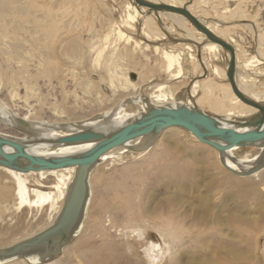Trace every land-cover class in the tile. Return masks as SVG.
I'll list each match as a JSON object with an SVG mask.
<instances>
[{"label":"bare ground","instance_id":"6f19581e","mask_svg":"<svg viewBox=\"0 0 264 264\" xmlns=\"http://www.w3.org/2000/svg\"><path fill=\"white\" fill-rule=\"evenodd\" d=\"M147 1L151 3H162L178 8H181L184 4H188L186 9L191 15H193L191 11L194 8H192L193 0ZM234 1L238 2L240 0H227L226 3L233 4L232 2ZM260 1L262 2L257 6L255 13L260 12L264 14V0ZM62 2L63 0H0V138L9 139L19 143L22 145L24 151L30 155L42 158H53L78 155L84 153L92 146V143L57 146L55 141L59 138L86 130L111 134L121 126L136 120L151 109L165 106H190L191 99L199 110L202 111V106H206L208 111L214 114H211L206 110H203L202 112L215 116L220 121L235 122L239 119L248 118L256 113L255 109L246 106L234 96L228 82L227 85H225L226 93L223 95V99H215L212 97L213 92L218 91V85L217 83L211 82L209 78L211 76L219 79L226 78V68L224 66L221 70L216 65H211V63L217 59V56L220 55L222 49L216 44L207 42L205 37L196 31L185 19L176 15L158 13L157 16L159 21H162L163 18H167L175 29H179L180 34L176 35L175 38L173 37V39L177 41L176 43H178V45L182 44L181 51H178L179 49H171L169 51L166 49H160L157 45L153 46L151 53L158 55L160 59L158 63L157 61H154V65L157 63L159 66L158 73H164L173 83L179 81L183 77L184 57L189 61V64H191L192 71L195 73V78L203 76L202 80H193L190 87L187 88L188 96L186 95V98H184L186 100L185 102L178 99L169 87L159 86L150 96H144L141 94L137 96H128L125 99L119 100L115 109H110L100 115L79 121L80 123H77L78 121H75L74 123H70L71 121H69V123L65 124L59 122L50 123L48 122L49 119L48 121L43 122V120L38 117V112H36L37 109L34 110V107L32 106L33 104L30 106L27 101H31L32 99L35 101L34 98L30 100L28 99L29 95L33 93L32 91L35 88H32V82L34 80L42 77H45V79L53 78V76L60 74L63 70L58 65L57 57H60L62 61L67 60L68 64L70 62L81 64L87 58L85 45L90 44L87 46V52L90 55L89 67L91 70L99 71L103 67H106L105 77H101L106 79V83L108 81L109 88L116 91H127L128 88L135 89L138 80L151 81V77L143 73H137L133 80L129 78L131 70L137 66H143L149 69L150 62L148 63V61L150 60L146 53L150 51L148 44L142 47L143 43L141 44V41H136L129 35H126L123 28L133 31L134 25L138 24L144 40H149L151 42L164 39L167 34L175 32L173 27H167L164 25V34L157 32L159 31V28L156 30L154 27V20L151 18L152 13L148 14L147 9L143 7L137 8L132 0H127V3L123 8V14L119 19V23L116 22L114 25L110 26L108 31H105L106 33L101 36H98L95 32L96 30L94 31L92 29H88L89 31L83 30L86 34L83 36L84 33L81 30H74L76 27L78 29L77 25L79 23L77 24L75 22L77 25L73 23V27L68 26L72 21L71 23H68L65 19V16L68 17L69 14L66 10L67 8L65 9L62 5ZM194 5L195 4H193V6ZM233 5L228 6L227 10H225L228 14V19L231 21L228 22V26L225 25L226 28L224 29L209 24L201 17L193 16H195V18H197V20L215 36L225 42H227L224 38L228 35V29H236V27L246 28L249 30V33L253 35V41L256 40V45L259 48H257V52H259L260 49L263 50L264 31L263 33H259L257 23H234L244 22L243 19L240 18L243 17V14L245 13L239 4L237 5L236 3V6ZM216 23L219 25L223 24L224 21L218 20ZM84 39L85 41H83ZM96 40H100V46L99 44L98 46L96 45ZM185 40L191 42L189 43L191 45L183 43ZM86 41L87 43H85ZM197 45L199 47V58H196L195 50L193 49L195 46L197 47ZM236 51H234V81L236 87L247 98L264 104V89L259 90L258 86L255 85L256 80L250 77V73H245L246 71H252L258 66L263 65L262 61L264 62V60L262 59L264 57L261 59V56H259L260 53H258L257 56L252 55L245 57L244 60L240 61L238 51L237 53ZM201 53L208 54L209 58H203ZM223 58L225 62H227L228 54L224 53ZM14 65H16L17 69L14 68ZM241 67L245 72L240 71ZM199 69L201 72H199ZM260 70L251 74L255 77L264 76V72ZM30 71H33V74L30 73ZM66 73L71 77L77 76L74 69ZM146 73L153 74L150 69L146 71ZM78 77L79 76H77V78ZM89 79L88 76L83 75L82 81L85 82L84 87L86 90L91 84ZM17 80H19V83ZM44 81L48 80H43V83ZM43 83L41 82L42 85ZM78 84L79 83H77V85ZM21 87L25 91V98L20 97L18 94V90ZM96 88L97 86L95 89ZM136 89L138 90V88ZM197 94H200L201 97L197 96ZM2 96H4L3 98H6L5 96L9 98V102H11L12 105L11 107L9 105L8 107L7 104L3 102L4 99L2 100ZM43 98L47 99L48 97H42L41 99ZM19 100H23L26 107L25 109H27L25 115L20 117L18 111L22 107H19L16 102ZM44 102L46 101L43 100V103ZM15 103H17L18 106ZM37 104L39 105V102H37ZM41 105L42 104L39 106ZM61 105L63 104L57 106L61 107ZM129 105H135L137 108L135 110H127ZM49 108L46 109L48 110ZM41 109L43 108L41 107ZM60 115H62V113ZM174 129L177 130V132L180 130L179 128ZM13 132H21L24 133V135L19 138ZM187 135L193 140L192 142L199 143L189 132H187ZM160 137H162L161 142ZM170 140L169 137L164 136L162 131L157 136L148 135L136 138L127 142L122 147L112 149L102 155L89 168L85 198L76 221L73 223L71 229L65 234L66 238L63 239L64 237L61 235H55L49 245H47L46 242H42L31 247L17 249L19 245L31 242L35 237L41 234L43 230L50 227L58 220L62 208L69 198L70 190L72 189L77 175V167L52 171H31L26 173L16 171L12 168L0 167V264H48L49 261L56 262L61 258L62 252L66 246L71 244L73 238L79 236L86 228L90 230V236L96 237L98 235L99 242L89 245L91 247L87 248L85 259L80 264H128L127 259L130 257L129 255L132 254H129L128 252V256H125L124 254L122 255L119 245L110 244L107 240L108 236L105 237V233L107 232L106 228L100 226L97 227L96 224H93L92 215L95 208L93 191H95L94 198H107L108 203L106 207L110 214L116 210L120 214L114 216L119 217L125 223H127L128 220L131 221L129 223H132L133 227L129 229L128 235H132L131 237L137 241V245L140 248H143L142 244L143 242H146L145 234L148 229H155L156 232H159L160 236H162V234L163 236H168V241L162 239V244L152 241L146 242L144 253L148 264H163L167 255L170 260L176 259L174 260V264H177V262L178 264L181 263L184 253H189L188 261L195 259L194 256H201V254L198 256L196 255L197 250L195 249H189L187 251L182 250V248L179 250L176 249L179 239L183 237V232H187V230L190 229L179 219L175 218V221L173 222L167 220L158 212H154L152 219H149L143 215L144 212H136L134 216H131L127 211L129 200L131 198V190H134V195L138 199L140 197L139 190H145L142 184L143 177L147 175L146 169H140L139 167H123L120 172L118 171L119 173L106 171L110 166L117 164L119 161L126 158H138L148 152L154 154L158 153L162 158L161 161H157V163L151 168L152 174L154 175V183L160 181L165 182L164 186L169 190H163L164 192L172 194L173 197L184 195L198 204V208L203 211V214L199 219L200 222L196 221L197 227L206 226L208 224H211L214 227V230L216 231L215 234L218 235V238L214 240L218 241V247H215L213 250L209 248L208 246L210 245V242L204 237L206 239L205 241L200 240L202 250L204 249L211 256V253L215 254L214 251L216 249L223 248L221 252L218 251L220 256L218 255L215 260H219L222 253L226 252V257L228 256L229 258L226 260L230 262H218V264H239L243 261L241 254L240 252H236L233 255L236 245H228L233 246L232 248L225 247L226 242L223 240L224 238H222L223 230L221 228L224 226L225 228H228V230L231 229L232 233L235 235L234 237L240 236L239 234L242 230L245 231L246 229H249L251 232L248 235V239H250L251 242L254 240L252 234L254 233L255 236H257L256 232L260 233V228L261 230L264 228V225H262L264 221V192L263 190H257L258 186L264 187V142L252 146L231 148L221 154H218L215 151L217 153L216 158L221 166L220 168H223L225 171H228L237 177L249 178L246 182L242 181L244 182V185L246 184L247 187L249 186L251 188L246 190L245 198L253 202L255 201L253 211L260 216L256 217L257 220H255V222L248 223L247 225L238 220H230L232 226L229 225L227 227L225 224L221 225L220 223L224 221L220 211L225 203L220 205L214 216L209 214V207L213 204L214 200L212 199L215 194L210 192L200 194L201 190H199L198 184L195 181L196 178L191 163L187 162L185 159L183 160V157H180L177 153H172L174 148L172 147L171 149L170 147L176 145L170 144L171 146H169V142L171 143ZM239 151L252 153L239 158L237 156V152ZM3 152L10 154L13 151L10 148L4 147ZM193 152H195V150L191 151V155ZM186 158L190 159L188 156ZM201 159L198 161L203 162ZM23 163L24 161L20 159L15 162V164L19 165H22ZM223 183L224 182H222V184ZM231 183V186L240 185V183L236 181ZM154 189L155 188L151 189L152 191L147 193L148 196L145 199L151 200L157 198L161 193L164 194L163 192ZM190 190L193 191L192 194H190ZM113 193L119 197L118 200L117 196H113ZM217 199H215V201H217ZM261 199L263 201H261ZM165 203L168 204L169 202ZM238 209L237 211L239 212L241 209ZM245 212L247 213V211ZM262 212L263 215H261ZM39 214H42L40 220L37 218ZM44 218L50 221V225L39 230V232L34 231L35 226L31 223L37 219L41 221ZM163 218L169 222H173L175 227L171 228V226H169L167 228H162L164 225L158 224L155 220ZM248 219L252 220L251 218ZM109 223L110 228H112V223L110 221ZM25 226L32 228L30 235L27 238L19 239L17 242H9L7 244L3 242L7 240H4V238H10L17 233L18 229H22ZM200 234L201 233H197L196 237H199ZM210 238H212V236H210ZM173 240H175V242L171 243L170 241ZM107 245H114L116 247L115 252H109L106 248ZM250 246L253 250L252 244H250ZM173 248L176 249L175 252H172V250H174ZM57 249L58 251H56ZM128 250L131 251L134 256L137 255H135V252L129 247ZM134 256H131V258L133 259ZM124 258L125 260H123Z\"/></svg>","mask_w":264,"mask_h":264},{"label":"rangeland","instance_id":"374dc122","mask_svg":"<svg viewBox=\"0 0 264 264\" xmlns=\"http://www.w3.org/2000/svg\"><path fill=\"white\" fill-rule=\"evenodd\" d=\"M226 1L227 0H193V4L195 5L193 6L192 4V8L193 7L194 8L191 11L193 15H195L196 17H201L204 20H206L209 24L217 28L224 29L226 28L225 25L228 26L229 25L228 22L231 21L228 19V14L227 12H225V10H227V7L232 6L235 2L234 5L236 6V3L237 5L239 4V6H241L245 14H243V17L240 18V19H243L244 22H234V23H241V24L250 23V22H252L253 24L257 23V26L259 27L258 29L259 33H263L264 14L260 12L259 13L257 12L258 14L255 13L257 10V6L262 1L260 0H240L238 2L237 1L232 2L233 4L231 3L228 4L226 3ZM126 3H127V0H63L62 5L65 7V9L67 8L66 10L68 11V14H69L68 17L65 16V19L67 20L68 23L69 22L71 23L72 21V23L69 24L68 26L73 27V25L76 22L77 24L79 23L78 25L75 24L78 26V29L76 27L74 28V30H77V31L81 30L84 33V31H89L92 29L94 31L96 30L95 32L97 33L98 36H101L108 31L110 26L114 25L116 22L119 23V19L123 14V8ZM151 18L154 20V27L156 28V30L159 28L158 29L159 31L157 32H161L164 34L163 32L164 26L173 27L175 32L172 34H167L165 36L166 38L164 37V39H159L158 41L151 42L149 40H144V38L141 35L138 24L134 25L133 31H130L127 28H123L126 35H129L136 41H139V42L141 41V44L143 43L142 47L148 44L150 52H147L146 55L147 57H149V60H150L148 61V63L150 62L149 69L153 73V74H147L146 71L149 70L147 67L137 66L136 68L131 70V74L129 75V78L133 80L137 73L139 74L143 73L151 77L150 82L146 80L144 81L138 80L136 82L138 86V87L136 86V88H138V90L136 88L135 89L128 88L127 91L126 90L125 91L124 90L123 91L112 90L108 86V81L106 83V79L102 78V77H105L107 68L103 67L102 68L103 70L100 69L99 71H93L89 67L90 55L87 52L88 50L87 46H89L90 44H87L85 45V51L87 54V58L85 59V61L86 62L88 61L87 63L84 61L81 64L76 63V62L75 63L70 62L71 64L70 63L68 64L67 60L62 61L60 57H57L58 65L65 71L62 70L60 74L53 76V78H50L51 80L47 78L45 79V77L44 78L42 77L43 79L37 78L36 80L32 82V85H33L32 88L35 87L36 89L34 88L35 91L33 89L32 91L33 93L31 92L32 94L30 95L28 94L29 97L28 96L27 97L29 100L34 98L35 101L32 99L31 101H27V102L29 103L30 106L31 104H33L32 106L34 107L33 108L34 110L37 109L36 112H38V115H39L38 117L42 119L43 122H46L49 119L48 122L50 123L59 122L61 124H65V123H69V121H71L70 123H74L75 121H78L77 123H80L79 121H83L85 119H89L91 117L100 115L103 112H106L110 109L111 110L115 109L117 107L116 105L117 102L121 99H125L128 96H131V95L137 96L139 94L144 95V96H150L151 93H153L159 86L169 87L178 99H180L182 102H185L186 100L184 98H186V95L188 96L187 88L190 87V84L193 82V80H202L203 76L200 78H195V73L192 71L193 69L191 68V64H189V61L184 57H183L184 59L183 60L184 62L183 77L179 81H176L175 83H173L169 80V77L167 75H165L164 73L163 74L158 73L159 66L157 63L160 61V59L158 55L151 53L153 46L157 45L160 49H166L169 51L171 49L172 50L179 49L178 51H181L180 49L182 48L181 47L182 44L178 45V43H176L177 41L173 39V37L175 38L176 35L180 34V31L179 29H175V27L170 23L169 19L163 18L162 21L158 22L154 14H151ZM218 20L224 21V23L218 25L216 23V21ZM228 30L229 31L227 32L228 33L227 37L229 36L230 38L225 37L224 39L227 41V43H229L232 46L234 51H236L237 49L240 61L244 60L245 57H249L252 55L257 56L258 53H260L259 56H261L260 57L261 59L264 57L263 56L264 49L263 50L260 49L259 52H257L258 47L256 45V40L253 41L254 37L253 35H251V33H249V30H247L246 28H239V27L238 28L236 27V29L231 28ZM85 35L86 34L84 33L83 36ZM85 39L83 41H85ZM183 42L186 44H189L188 43L189 41L187 40ZM85 43H87V41ZM95 43L97 46L98 44L99 46L101 45L100 40H96ZM195 47L193 49L195 50V54L197 58V54L199 55V53L197 52V47L196 48ZM201 56H203V58L205 59L209 58V55L206 53H201ZM223 57H224V52L222 51L220 55L217 56V59H215V61L211 63V65H216L221 70L223 69V66L226 68L225 64L227 62H225ZM262 60H264V58ZM154 61H157L155 65H154ZM151 62L153 63V65ZM197 63L199 64L198 60H197ZM262 63L263 65H260L257 68L249 72L248 71L245 72V70L242 67L240 68L241 72H245L247 74L250 73L249 74L250 77L256 80L255 85L258 86L259 90L264 89V78H260L264 76L255 77L251 73H254L255 71H259L260 69H261L260 71L264 72V62L262 61ZM14 68L17 69L16 65H14ZM72 69H74V72L76 71L77 76H79L78 78L77 76L71 77L70 75L66 73V72H70V70ZM199 72H201L200 69H199ZM30 73L33 74V71L32 72L30 71ZM83 75L88 76L90 78L89 81H91V84L89 86L91 88L88 87L89 89L87 88V90L84 87L85 82L82 81ZM209 79L211 82L217 83L218 85V91H214L212 97L215 99L217 98L223 99L222 97L226 93L225 85H227V79L226 78L219 79V78L212 77V76ZM43 80H48V81H44L43 83ZM63 81H65L66 83ZM17 82L19 83V80H17ZM41 82L43 83V85L41 84ZM77 83L79 84L77 85ZM96 86L99 90L97 88L95 89ZM18 94L20 95V97L25 98L24 97L25 91L22 87L19 88ZM197 96L201 97L200 94H197ZM3 97L4 96H2V100L4 99L3 102H5L7 106L9 105L11 107L12 105H11V102H9V98L7 96H5L6 98H3ZM42 97H45V98L48 97V98L41 99ZM43 100L46 102L43 103ZM16 102L18 103L19 107H22L20 108L22 112L20 110L18 111L19 117L24 116L25 113L27 112L26 111L27 109H25L26 107L23 103V100L22 101L19 100ZM37 102H39V105L40 104L42 105L39 106ZM55 102H57L58 104ZM17 103L15 104L17 105ZM34 103L38 105L39 108ZM60 104H63V105L59 107ZM41 107L43 109H41ZM46 108H49V109L47 110ZM136 108L137 107L135 105L134 106L129 105L127 110H135ZM60 109L62 110V112ZM203 110L208 111V108L203 105L202 111ZM61 113L62 115H60ZM209 113L214 114L212 112H209ZM53 114H57V115H53ZM7 132H10V131H7ZM163 133L165 137H169L171 139L170 140L171 143L169 142V146H171L170 144L176 145V146L170 147L171 149L172 147L174 148L172 153L174 152L177 153L180 157H183V160L185 159L187 162L191 163L192 170L196 178L195 181L198 184L199 190H201L200 194H204L205 192H210V193L215 194V196L213 194L214 196V198L212 199L214 200L213 204L212 206L209 207L210 208L209 214L214 216L216 214V210L220 207V205L225 203L224 207H222L220 211V214L222 218L224 219L223 222H220L221 225L225 224V226L228 227L229 225H231L230 220L232 221L238 220L239 222L241 221V223H245V225H247L248 223L255 222V220H257L256 217H260L257 213L255 214L253 211V206L255 205V201L253 202L245 198L246 190L247 189L249 190L251 188L249 186L247 187V185L246 184L244 185L243 183L249 180V178L237 177L231 174L230 172L225 171L223 168H220L221 166L219 165V162L216 158L217 153L215 152V150H213L212 148L204 144L200 143L199 145V143L192 142L193 140L187 135V132L181 129L178 130L177 132V130H175L174 128H169L163 131ZM14 134L18 136L19 138H21L24 135V133H21V132L20 133L15 132ZM162 137H160V142H161ZM192 150H195V152H193L191 155ZM250 153L252 152L239 151L237 152V156L239 158H242L244 157V155H249ZM158 155H159L158 153L154 154V153L148 152L138 158H126L122 161H119L117 164L110 166L106 170V171H111L113 173L114 172L119 173L123 167H126V168L139 167L140 169L144 168L147 170V175L143 177V184H142L145 190H139V193H140L139 199L134 195V190H131V198L129 200L127 211L131 214V216H134L136 212H144L143 215L145 217H148L149 219H152L154 212H158V213H161L164 216V218H166L167 220L174 222L175 218H177L186 227H189L190 229H188L187 232H183V237L179 239V243L176 249L179 250L180 248H182V250L184 251H187L189 249H195L197 250L196 255L198 256L201 254V256L199 257L194 256L195 259L188 261L189 253H184L183 259L180 264H218V262H230L226 260V259H229L228 256L226 257L227 255L226 252L222 253V256L219 260H215V258L218 255L220 256L218 251L221 252L223 248L216 249L214 251L215 254L211 253V256L204 249L202 250V247L200 245V240L205 241L207 239V241L210 242V245L208 247L211 248L212 250L215 247H218V241L214 240L218 238V235L215 234L216 231L214 230V227L211 224H208L206 226H201V227L196 226V221L200 222L199 219L203 214V211L199 210L198 204L184 195L173 197L172 194L164 192L163 190H169L165 188L164 186L165 182L160 181L158 183H154V175L152 174L151 168L155 163H157V161L162 160L161 156L160 155L158 156ZM187 156L191 160L186 158ZM200 159L203 162H199L198 160ZM235 181L240 183V185L231 186L230 183L235 182ZM222 182L224 183L222 184ZM153 188H155L154 190H159L160 192H163L164 194L161 193V195H159L157 198H153L151 200L145 199L148 196L147 193L151 192L152 191L151 189ZM257 190H263L264 192V187L258 186ZM189 192L190 194L193 193L192 190H190ZM93 194L95 197V191H93ZM113 196L116 197L117 195L113 193ZM94 197H93V200H94L95 208L93 210V215H92L93 224H96L97 227L100 226V227L106 228L107 232L106 233L104 232L105 237L108 236L107 240L109 241L110 244L119 245L122 255L124 254L125 256H128V252L129 254H132V255H129L130 257L127 259L128 264H136V263L137 264H148L146 261V255L144 253V250H145L144 247L146 246L147 241L158 242L159 244H162V239L168 241L167 240L169 239L168 236H163V234L162 236H160L159 232H156L155 229H148V230L146 229L147 230L145 234L146 242H143L142 244L143 248H140L137 245V241H135L131 237L132 235H128L129 229L133 227V224L129 223L131 221L128 220V222L125 223L119 217L114 216V215L120 214L116 210L110 214L106 207L108 203L107 198H104V197L94 198ZM118 199L119 197L117 196V200ZM215 199H217V201H215ZM261 201L263 200L261 199ZM165 202H169V203L166 204ZM239 204L242 205L243 207L240 206ZM237 206L241 210H239ZM102 208L104 211L102 210ZM237 209L239 210V212L237 211ZM245 211H247V213ZM41 215L39 214V216L37 217L39 220L41 219ZM261 215H263V212L261 213ZM247 217L251 218L253 221L249 220ZM164 218L158 219L155 221L158 224L164 225L162 228H167L169 226H171V228L175 227L173 222H169L165 220ZM38 219L31 223L32 225L35 226L34 231L39 232V230L46 228L50 225V221H48L46 218L42 219L41 221H39ZM109 221L112 223V228H110ZM37 223H40V224H37ZM262 225H264V221ZM31 229L32 228L30 227L28 228V226H25L22 229H18L19 231L17 230V233H15V235H12L10 238L9 237L4 238V240L6 239L7 240L3 242L7 244L9 242H17L19 239H23V238L25 239L30 235ZM221 229L223 230L222 238H224L223 240L226 242L225 247L232 248L234 245H236L235 252L233 253V255L236 252H240L241 258L243 261H241L239 264H264V228H262V230L260 228L259 230L261 231L260 233L256 232L257 236H255V234L252 232L253 233L252 238H254V240H252L253 242H251V240L248 239L249 238L248 235L251 232L249 231V229H246L245 231L242 230L243 234L241 232L239 234L240 236H237V237H234L235 235L232 233L231 229L228 230V228H225L224 226ZM89 233H90V230L86 228L79 236L74 237L71 244L66 246V248L62 252L61 258L56 262L49 261L48 264H80L82 263L83 260L85 259V252L87 251V248L91 247L89 245L99 242L98 235L94 237V236H90ZM197 233H201L199 237H196ZM210 236H212L213 239L210 238ZM204 237H206V239ZM170 242L174 243L175 240L170 241ZM250 244H252L253 250ZM114 245H107L106 246L107 250L109 252H115L116 247ZM228 245H233V246H228ZM128 247L132 251L135 252V255L136 254L137 255L134 256V254L128 250ZM173 249L174 250H172V252L173 251L175 252L176 249L175 248ZM131 256H134L133 259L131 258ZM123 260H125V258ZM174 260L176 259L170 260L167 255L163 264H174L175 262Z\"/></svg>","mask_w":264,"mask_h":264},{"label":"water","instance_id":"95a60500","mask_svg":"<svg viewBox=\"0 0 264 264\" xmlns=\"http://www.w3.org/2000/svg\"><path fill=\"white\" fill-rule=\"evenodd\" d=\"M132 1L137 8L143 7L147 9L148 14H154L158 22V13L176 15L185 19L196 31L205 37L207 42L218 45L224 53H227L228 60L225 77L230 89L240 102L255 109L256 113L235 122L220 121L217 117L199 110L191 99L190 106H165L151 109L111 134L86 130L59 138L55 141L57 146L85 143H92V146L84 153L78 155L53 158L30 155L24 151L19 143L0 138V167L12 168L22 173L52 171L69 167H77L78 169L69 198L62 208L58 220L43 230L31 242L19 245L17 249L31 247L42 242H46L49 245L55 235H61L65 239V234L71 229L82 207L89 168L106 152L122 147L129 141L142 136H157L168 128H179L189 132L199 143L212 148L218 154L231 148L252 146L264 142V104L247 98L236 87L234 81L235 56L232 46L215 36L197 18L191 15L186 9L188 4L178 8L162 3H151L147 0ZM198 51L199 47L197 45ZM197 57L199 58L198 54ZM4 147L10 148L13 152L6 154L3 152ZM19 159L24 161L22 165L15 164Z\"/></svg>","mask_w":264,"mask_h":264}]
</instances>
